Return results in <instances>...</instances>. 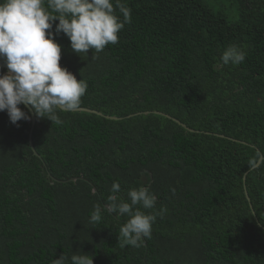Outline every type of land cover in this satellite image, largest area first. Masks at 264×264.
Masks as SVG:
<instances>
[{
	"label": "trees",
	"instance_id": "1",
	"mask_svg": "<svg viewBox=\"0 0 264 264\" xmlns=\"http://www.w3.org/2000/svg\"><path fill=\"white\" fill-rule=\"evenodd\" d=\"M124 2L131 20L100 52L51 29L61 67L88 83L78 107L121 119L58 111L62 124L35 116L31 129L0 112V264H264V0ZM233 43L245 60L224 65ZM154 110L194 131L136 114ZM114 181L124 198L150 187L142 211L167 209L139 248L118 238L128 216L90 222Z\"/></svg>",
	"mask_w": 264,
	"mask_h": 264
},
{
	"label": "clouds",
	"instance_id": "2",
	"mask_svg": "<svg viewBox=\"0 0 264 264\" xmlns=\"http://www.w3.org/2000/svg\"><path fill=\"white\" fill-rule=\"evenodd\" d=\"M130 20L131 9L124 0H0V59L7 69L0 74V112L6 111L9 122L17 125L31 119L20 107L26 105L36 117L62 124L58 111L75 110L88 83L61 67V45L51 31L53 22L58 21L55 33H63L78 54L116 44L118 33ZM245 57L244 48L233 43L223 50L220 60L224 65H239ZM250 164L255 167L257 159ZM121 192L120 183L114 181L106 203L93 205L90 222H100L103 212L117 218L128 216L118 238L122 247L139 248L151 237L157 216L163 217L167 209L141 210L155 208L157 197L149 186L129 189L126 198ZM52 264H93V259L87 254L70 258L62 254Z\"/></svg>",
	"mask_w": 264,
	"mask_h": 264
},
{
	"label": "water",
	"instance_id": "3",
	"mask_svg": "<svg viewBox=\"0 0 264 264\" xmlns=\"http://www.w3.org/2000/svg\"><path fill=\"white\" fill-rule=\"evenodd\" d=\"M0 66L6 69L4 63H1V62H0ZM6 71H7V69H6ZM25 106H26V105H25ZM26 108L28 109L29 114H30V117H31V119H29V122H30V126H31L30 128L32 129V127H33V125H34V123H35V115H34V113L32 112L30 106H26ZM73 111H82V112H87V113H93V114H96V115H99V116H103V117H105V118H107V119H111V120H118V119H121V117L104 115V114H102L100 111H97V110H95V109H90V108H87V107H77V108H76L75 110H73ZM141 113H143V114L153 113V114H157V115L164 116V117H166V118H168V119L173 120V121L176 122L177 124L181 125L183 128H186V129L189 130V131H194L193 129L187 128L185 124L181 123L178 119H176V118L170 116L169 114H167V113H165V112L154 110V111H143V112H138V113H136V114H141ZM129 116H131V115H128V117H129ZM31 129H30V131H29V133H28V145H29V147H30V149H31V151H32V153H33V155L38 156V154H37V152L35 151V149H34V147H33V144H32V140H31V134H32L31 132H32V131H31ZM221 136H223V135H221ZM230 139H231V138H230ZM261 160H262V156L259 155V157H258V159H257V164H256L255 167H257V166L259 165V163H260ZM252 168H254V167L252 166L251 169H252ZM246 173H247V172L244 173V175H243V179H244ZM71 179H76V177H73V178H71ZM244 194H245V197L247 198V200L249 201V197H248L247 192H246L245 189H244ZM252 213H253V215H254V211H252Z\"/></svg>",
	"mask_w": 264,
	"mask_h": 264
}]
</instances>
